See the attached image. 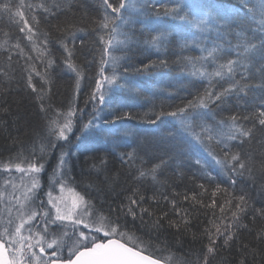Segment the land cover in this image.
I'll list each match as a JSON object with an SVG mask.
<instances>
[{
  "label": "snow or ice",
  "instance_id": "6c2138e0",
  "mask_svg": "<svg viewBox=\"0 0 264 264\" xmlns=\"http://www.w3.org/2000/svg\"><path fill=\"white\" fill-rule=\"evenodd\" d=\"M68 7L63 0H0V21L7 20L22 34L11 44L8 40L0 42V49L8 54V70L0 67V75L7 78L9 85L15 82L22 90H31L42 121L34 132L28 155H24L23 143L19 142L21 151L0 163V172L8 173L0 183V264H193L174 257L167 241L161 248L159 235L166 230H174L177 240L189 232L194 241L200 240L202 246L194 264H211L219 249H230L234 243L241 253L238 264H248L249 258L252 264H264V223L251 227L242 222L249 215L252 224L258 218L264 221V204L255 207L249 204L246 194L237 196L229 191V187L234 189L237 178L258 177L259 190L264 192V0H170L156 6L143 0H102L103 14L92 29L98 41L94 42L98 61L88 62L99 64L95 85L85 100V105L91 103L92 113L87 123L81 124L82 135L78 139L85 141L86 151L90 143L101 138L105 143L109 138L133 139L124 144L127 151L112 153L121 165L116 173L109 175L106 156L94 160L91 168L99 183L89 181L83 192L68 187L69 154L61 151L50 176L45 203L39 194L40 173L45 169L47 156L59 142L69 140L77 113L85 111L76 102L85 78V69L77 63L76 32L84 30L67 17L59 19ZM52 19L57 22L52 24ZM42 21L48 30L41 28ZM136 24L149 26L143 39L136 34ZM3 34L9 36L8 32ZM53 39L66 54L63 63L75 74L74 94L66 111L55 108L51 102V72L56 62L51 58L49 42ZM23 41L31 45L30 50H26ZM141 45L146 50L154 49L157 60L141 62L139 68L123 63L127 53ZM173 45L180 53L177 62L184 65L187 75L207 80V84L186 102L169 105L171 110L166 111L163 104L155 110L153 105L154 119L147 122H159L164 127L151 140L137 138L124 125L125 120L133 118L132 112L124 109L142 95L135 83L136 75L148 74L156 67L167 68L169 61L161 54ZM80 46L83 49L82 38ZM194 49L199 50V55H182ZM31 52H37V56L33 57ZM35 59L46 65L43 73L37 71ZM9 71L19 72V80L10 76ZM34 76L40 78L41 87L37 88ZM43 85L49 86L47 91ZM256 89L261 95L254 98V103L258 100L259 105L245 115L239 102L244 100L246 106V98ZM8 91L0 83V95ZM117 94L123 103L117 102L110 119L103 118L100 114L108 102L106 98ZM232 97L236 99L234 106L230 103ZM233 107L236 111H232ZM0 111L8 109L0 105ZM166 117L173 118L171 124ZM257 131L261 132L259 138ZM201 150L219 165L229 187H223V181L217 182L215 176L204 170ZM186 161L200 166L198 177L189 178L206 181L196 185L198 192L185 194L183 201L168 196L158 199L155 194L146 198L141 193L140 187L149 177L152 182H160L158 177L173 164L176 174L183 176ZM13 169L19 177L12 175ZM121 175L130 176L136 186L121 189L129 194L118 206L109 204L105 209L102 197L98 205L92 190L98 195L105 191L115 193ZM57 188L60 193L66 189L72 192L70 203L53 195ZM221 195L223 202H218ZM160 199L167 202L166 207L160 205ZM148 200L151 204L144 206ZM183 202H190L197 214L199 208L211 212L204 213L207 222H200L202 229L192 231L195 217L182 207ZM144 229L148 239L136 234ZM242 231L252 240L241 243ZM205 238L207 243H203ZM157 252L169 254L160 257L155 255Z\"/></svg>",
  "mask_w": 264,
  "mask_h": 264
},
{
  "label": "trees",
  "instance_id": "16d2710c",
  "mask_svg": "<svg viewBox=\"0 0 264 264\" xmlns=\"http://www.w3.org/2000/svg\"><path fill=\"white\" fill-rule=\"evenodd\" d=\"M27 2L32 3L35 0H27ZM64 3L69 5L66 9L65 14L59 16L60 20H64L66 17L71 19L78 28L84 31L76 32L78 39L76 40V47L78 49V59L77 63L85 69V78L81 81V90L77 95V105L80 108H84L83 113H77L75 117V126L73 133L70 134V138L67 142H59L58 146L51 151L47 156L45 169L40 173V182L42 184V191L40 195H46L47 188L50 183V176L53 172V168L57 164L58 157L61 151L69 154V167L71 169L69 173V188H73L76 191L83 192L89 181H95V170L91 168L94 160L100 156L107 157V168L109 175L116 173L117 170L121 168L118 159L112 155L113 152L116 154L120 152L127 151L128 149L124 147V144L132 142L133 137L124 138L121 140H112L109 138L107 143L101 138L96 143H90L88 145V150L84 148L85 141L83 139H78L81 137L80 127L82 123H87L90 119V114L92 113L91 103L85 105V100L88 98L92 88L95 85L96 72L99 68L97 62L88 63L94 59L98 61V55L95 54V44L98 43L96 34L92 31L95 27V23L99 20L103 14L102 0H63ZM144 3L153 6L168 4L170 0H143ZM42 15V14H41ZM55 24L57 21L52 19L50 21ZM167 22V21H166ZM148 25H135V30L137 36L143 39L144 35H147ZM41 28L43 30H48L43 21L41 23ZM8 32L9 36H5L3 33ZM18 30L9 25L7 20L0 21V42L8 40L9 44L15 42V38L20 36ZM53 35H56L53 33ZM84 40L83 49L80 46V39ZM23 44L27 46L26 50L31 49V45L27 41H23ZM7 46V45H6ZM49 50L51 53V58L55 60L54 71L51 72L53 78V84L51 85V95L52 104L55 108L62 110H67L68 102L72 99L74 94L75 85V74L71 72L65 64L63 63L62 57L66 55L63 49L60 47L56 41L50 40ZM81 52L83 54H81ZM180 54L179 50L173 45L169 46L165 53L161 54V58H167L169 65L167 68L156 67L150 70L148 74L136 75L135 83L138 85L139 89L142 91V95L136 99V101L130 104L124 110H130L133 114V118L124 121V125L129 128L133 133L136 134L137 138H145L148 140L153 139L159 134V130L163 129V125L157 122L156 125L148 123V119H154L152 116L153 105L156 106L155 110H159L161 104L164 105V109L171 110L169 105H178L183 100L186 102L191 99L193 95L196 94L198 90H201L204 85L207 84V80H198L191 78L187 75V69H184V65L177 62V55ZM7 53L0 49V67L8 70L7 65ZM33 57L37 56V52H31ZM157 53L154 49L146 50L144 46H134L130 52L127 53V59L123 61L125 64H130L133 68L141 67V62L144 64L149 63L150 60H157ZM185 56H195L199 55V50L194 49L192 51H185L182 53ZM16 57L14 55L13 64H15ZM23 61H21V64ZM34 63L36 65L37 71L41 73L44 72L46 65H42L41 60L35 59ZM211 70V69H210ZM108 73H111V68L107 69ZM120 71H123L121 68ZM10 76H14L16 80H19V72L9 71ZM91 77L92 79H89ZM194 80V83L191 81ZM34 82L37 88L41 87V81L39 77L34 76ZM0 83H3L9 91L0 95V105H3L8 109L7 112L0 111V163L7 162L10 157H15L18 152L21 151V146L19 142L23 143L25 149L24 155L27 156L31 151V145L34 139V132L39 129L41 125V117L39 114V109L34 103L31 90L28 89L24 91L13 82L11 85L8 84L7 78L0 75ZM47 91L49 86L43 85ZM219 87V85H217ZM261 95L259 89L254 90L249 93L247 99V104L245 106V101L241 100L239 103L241 105L240 111L247 115L256 110L259 105V101L254 98ZM108 102L103 105L104 111L100 114L105 119L111 118V110L117 106V102L123 103L122 97L117 94ZM230 103L234 106L236 104L235 97H232ZM232 111H236L235 107ZM82 117V119H81ZM167 123L171 124L173 121L172 117H166ZM247 126H251V122L247 123ZM259 126L257 125V128ZM257 137L261 136V132L257 131ZM18 141V143H13V141ZM37 145V150H38ZM75 153V155H71ZM200 158L203 163L204 170L210 172L213 176L217 178V182L223 181V187H229L225 180L222 170L219 165L216 164L215 160L211 156H208L206 152L201 150ZM126 170V169H125ZM200 171V166L194 165L191 161H186L183 168V176L176 174L175 164L165 169L163 175L158 177L160 182L155 183L148 178V182L140 187L141 193L146 197L150 198L154 194L158 197L168 196L169 199L175 198L177 201H183V196L185 194L191 195L192 191H199L196 187L198 183H206L204 180L199 178L193 180L189 177L197 176ZM91 173V175H90ZM16 174L15 170H12V175ZM8 176V173L0 172V183L3 182ZM102 179V177H101ZM136 186L135 182L130 176H120V183L115 188V193L105 191L102 194H97L92 190V195L96 196V203L99 205L101 203V197L103 199V206L105 209L109 204L112 206H118L119 203L124 200L125 196L129 194L127 191H121V189H130ZM214 186V185H213ZM47 187V188H46ZM260 181L257 178H237V183L234 189L229 187V191H234L235 195L239 196L241 194H246L249 198V204L255 207H260L264 204V192L260 190ZM179 195H175V194ZM126 202V201H125ZM205 203H208V198H205ZM218 202H223V197L218 200ZM151 204V201H146L144 206ZM160 205L162 207L167 206V202L160 199ZM155 207V205H153ZM182 207L187 208L193 213L195 217L193 219V232L197 231V227L202 229L201 221L207 222V217L204 215L206 211L211 215V212L207 209L199 208V213L192 208L190 202H183ZM217 215L219 211L217 209ZM147 219V217H146ZM243 223L250 224L251 227H259L261 221L257 219L255 224H252L251 216L249 215L243 221ZM136 228H140V223L137 221ZM138 236H143L144 239H148L147 230L137 231ZM155 240V236L153 237ZM252 240V237L246 231H242L240 234V242L247 243ZM164 241H167V248L170 253L180 261H192L193 264L196 260L197 253L201 249V242L199 239L193 240L192 233L189 232L182 235L179 240H177L174 230H166L160 233L159 243L161 248L165 247ZM203 243H207V239L203 240ZM222 243V241H220ZM254 245V242L252 243ZM264 247V246H262ZM237 244H233L230 249H219L218 254L211 258V264H238L241 253L237 252ZM168 252H157L155 255L160 257L167 256ZM248 264H252L251 258H249Z\"/></svg>",
  "mask_w": 264,
  "mask_h": 264
},
{
  "label": "rangeland",
  "instance_id": "374dc122",
  "mask_svg": "<svg viewBox=\"0 0 264 264\" xmlns=\"http://www.w3.org/2000/svg\"><path fill=\"white\" fill-rule=\"evenodd\" d=\"M15 177H19L20 176V174L19 173H16L15 175H14ZM47 188V187H46ZM49 191V187L47 188V191H46V193ZM53 195L55 196V197H58V198H62V202L63 201H67V202H71V200H72V198H73V194H72V192L71 191H68L67 189L63 192V193H60V191H59V189L57 188V189H55V190H53ZM39 198L40 199H43L44 201H45V203L47 202V196L45 195V193H44V196L42 195H40L39 194ZM66 254V253H65Z\"/></svg>",
  "mask_w": 264,
  "mask_h": 264
}]
</instances>
